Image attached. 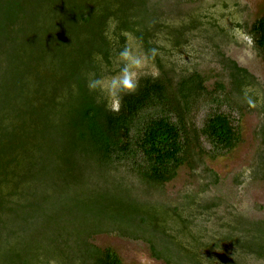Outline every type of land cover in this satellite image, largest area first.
Masks as SVG:
<instances>
[{
  "label": "trees",
  "instance_id": "1",
  "mask_svg": "<svg viewBox=\"0 0 264 264\" xmlns=\"http://www.w3.org/2000/svg\"><path fill=\"white\" fill-rule=\"evenodd\" d=\"M152 1L0 0V49L10 48L0 50V264H122L112 248L94 245L102 233L142 240L153 258L174 264L172 239L147 222L160 211L193 226L194 216L217 207L191 192L172 204L163 191L182 168L205 175L203 189L218 181L205 161L241 142L234 111L262 119L253 176L264 180L262 87L224 58L228 86L212 90L195 70L166 69L155 41L165 22ZM243 29L264 53V16ZM127 33L157 75L138 77L114 104L97 83L126 52ZM173 38L174 50L186 41L178 31ZM205 103L229 110L211 111L197 126L194 112ZM251 226L264 236V225ZM238 233L230 228L222 244L264 255L263 246L229 237Z\"/></svg>",
  "mask_w": 264,
  "mask_h": 264
},
{
  "label": "rangeland",
  "instance_id": "2",
  "mask_svg": "<svg viewBox=\"0 0 264 264\" xmlns=\"http://www.w3.org/2000/svg\"><path fill=\"white\" fill-rule=\"evenodd\" d=\"M178 1L182 2L181 7L175 5ZM151 6L159 15L158 23L165 22L166 29L156 35L155 41L165 50L158 58L166 69L173 67L177 74L195 70L206 77L205 85L212 90L217 82L228 86L222 64L224 58L246 70L264 91V53L256 50L243 29L264 16V0H153ZM175 9L179 15L170 14ZM197 21L200 23L198 28L186 31ZM177 31L186 36V41L174 50L173 37ZM125 38L126 52L115 59L112 73L103 74L97 83L108 101L114 104L117 94L130 87L138 77L157 75L153 63L141 51L134 36L127 33ZM6 49L10 48L6 46L0 50ZM207 103L194 112L197 126L211 111L229 110L224 105L216 108ZM233 115L239 121L241 142L232 152L205 161L206 167L218 176V181L203 189L200 185L205 175L198 169L182 168L163 191L165 199L172 204L191 192L198 195L202 204L217 202V207L210 213L200 212L194 216L193 226L175 219H163L160 211H155L158 220L154 214V220L147 222L148 231L156 234L161 231L172 239L176 254L174 264H264V255L242 252L221 241L230 228H236L241 238L236 237V233L229 235L234 242L264 247V236L253 232L251 226L264 225V180L253 176L262 150L258 136L262 119L252 109L234 111ZM93 243L99 248H112L122 264H165L150 255L147 243L142 240L102 233L93 237ZM215 244L217 247L213 246ZM48 264L56 262L49 261Z\"/></svg>",
  "mask_w": 264,
  "mask_h": 264
},
{
  "label": "clouds",
  "instance_id": "3",
  "mask_svg": "<svg viewBox=\"0 0 264 264\" xmlns=\"http://www.w3.org/2000/svg\"><path fill=\"white\" fill-rule=\"evenodd\" d=\"M109 24H110V27H115V25H114V23H112V21L110 20L109 21ZM250 39V38H249ZM127 54H125V56H126ZM94 87V86H93ZM250 103V106H254V105H251V102H249Z\"/></svg>",
  "mask_w": 264,
  "mask_h": 264
}]
</instances>
